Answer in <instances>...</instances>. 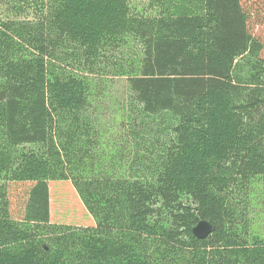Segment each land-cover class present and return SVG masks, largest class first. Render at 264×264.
Listing matches in <instances>:
<instances>
[{
  "label": "trees",
  "instance_id": "16d2710c",
  "mask_svg": "<svg viewBox=\"0 0 264 264\" xmlns=\"http://www.w3.org/2000/svg\"><path fill=\"white\" fill-rule=\"evenodd\" d=\"M4 3L0 264H264L247 219L264 176V45L243 0H150L155 16L131 0ZM114 77L135 140L124 165L101 152L94 104ZM52 181L71 182L95 225L51 221ZM12 182L33 184L20 215ZM201 219L216 227L205 239Z\"/></svg>",
  "mask_w": 264,
  "mask_h": 264
},
{
  "label": "rangeland",
  "instance_id": "374dc122",
  "mask_svg": "<svg viewBox=\"0 0 264 264\" xmlns=\"http://www.w3.org/2000/svg\"><path fill=\"white\" fill-rule=\"evenodd\" d=\"M149 3L150 0H131V9L140 15H157V9L151 8ZM243 5L249 14L250 31L264 45V0H243ZM0 10L9 12L11 8L4 3V0H0ZM98 86L99 90H96L94 94V104L101 105L102 118L105 124L101 136V152L108 157V160L114 156V159H120L124 165L125 162L132 161L133 150L135 151V140L131 136L130 126L127 122H119L125 112L122 107H124L128 97L127 82L122 77H114L106 79V83L101 82ZM136 127L142 128L141 125H136ZM120 146L126 148L122 157L120 156L122 153ZM114 159L110 162L114 163ZM32 185L29 182H12L9 184V196L14 215L23 213L28 199V191ZM50 193L52 222L79 226L95 225L71 182H50ZM248 199L247 219L250 231L252 234L264 238V176H259L252 181Z\"/></svg>",
  "mask_w": 264,
  "mask_h": 264
},
{
  "label": "water",
  "instance_id": "95a60500",
  "mask_svg": "<svg viewBox=\"0 0 264 264\" xmlns=\"http://www.w3.org/2000/svg\"><path fill=\"white\" fill-rule=\"evenodd\" d=\"M215 225L207 219H201L193 228L192 232L198 239H205L215 231Z\"/></svg>",
  "mask_w": 264,
  "mask_h": 264
}]
</instances>
